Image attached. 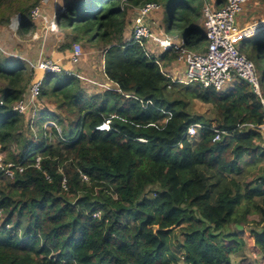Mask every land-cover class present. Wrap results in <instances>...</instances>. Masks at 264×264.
Returning a JSON list of instances; mask_svg holds the SVG:
<instances>
[{
    "label": "trees",
    "instance_id": "16d2710c",
    "mask_svg": "<svg viewBox=\"0 0 264 264\" xmlns=\"http://www.w3.org/2000/svg\"><path fill=\"white\" fill-rule=\"evenodd\" d=\"M11 1L0 0V23L19 11L18 33L33 35L40 0L5 17ZM149 2L169 8V36L207 50L204 0H64L61 50L99 49L111 87L90 91L74 73H45L31 111L36 132L13 108L36 70L0 50L1 151L24 166L12 178L0 173V264H234L246 240L233 226L248 223L264 254V105L245 80L224 91L173 80L164 68L177 52L129 42L127 17ZM253 45L264 67V30ZM260 82L264 89V75ZM197 100L215 116L193 112ZM107 120L110 129L97 130ZM215 129L229 134L214 141Z\"/></svg>",
    "mask_w": 264,
    "mask_h": 264
},
{
    "label": "built area",
    "instance_id": "2783aa9c",
    "mask_svg": "<svg viewBox=\"0 0 264 264\" xmlns=\"http://www.w3.org/2000/svg\"><path fill=\"white\" fill-rule=\"evenodd\" d=\"M55 0H40V2L32 10V18L37 24L44 23L46 31L54 30L56 23L50 22V15L45 9ZM204 22L208 38V47L204 52H197L184 47L182 41L169 36L167 33H157L153 30L149 19L155 11L161 10V5L156 2L146 3L142 8L135 12L133 17V32L128 38L129 42H153L158 45L162 51H175L179 54L178 63H184L186 66L184 79L179 82L196 83L201 87H214L219 91L226 90L228 84H235L238 80H245L256 92L260 101L264 105V92L261 89L260 77L253 61L248 56L237 48V41L246 40L256 36L264 30V17L255 21H250L244 25H239L237 19L239 15L245 11L249 0H225L221 7H216L211 0H204ZM20 19H18L19 21ZM19 24V22H18ZM17 24V27H18ZM16 27V29H17ZM38 29L34 36L38 35ZM37 37V36H36ZM35 38V37H34ZM83 55L81 45L75 43L69 55L71 64L80 62ZM33 66V69L42 70L45 73L51 72H67L68 71L60 62L51 58L38 60ZM42 83V78L36 79L30 84L29 90L25 97L14 104V110L19 113L27 112L30 105L37 98ZM2 104L3 101H0ZM240 128L249 126L255 127L252 124L240 125ZM110 120L98 125L97 130H109ZM200 124H193L188 129L187 136H198ZM263 127V126H262ZM229 134L225 130L215 129L214 141L221 140L224 135ZM41 157L37 158L36 166L40 167ZM4 170L7 177L12 178L16 170L23 172L22 164L16 165L13 162H7L4 167L0 168V173ZM86 179L87 176L83 175ZM66 188V179L64 180Z\"/></svg>",
    "mask_w": 264,
    "mask_h": 264
},
{
    "label": "rangeland",
    "instance_id": "374dc122",
    "mask_svg": "<svg viewBox=\"0 0 264 264\" xmlns=\"http://www.w3.org/2000/svg\"><path fill=\"white\" fill-rule=\"evenodd\" d=\"M36 0H12L6 8V14L5 17L9 16V12H12L15 7H23L28 8L32 4L35 3ZM215 4V3H214ZM64 0H55L51 5L47 6L45 11L50 15L49 21L53 22L55 21V16L58 10L62 11L64 10ZM166 14V16H165ZM132 16V15H131ZM128 16L126 21V28L128 33L131 32V26L133 24L132 17ZM165 16V17H164ZM1 17V16H0ZM169 8H161L160 12L157 14L151 15L149 22L151 23L153 30H155L157 33H166L168 23H169ZM204 17V14H203ZM264 17V0H251L249 5L246 6V9L244 12H242L239 15V18L237 19L238 24L244 25L245 23H248L250 21H255L257 19H261ZM18 19H20V12L14 11L12 14H10V22L7 25H2L0 23V50L4 51L8 56L13 58H19L25 60L30 68H33L32 65H34L38 60L44 59V58H51L57 62H60V59L62 56H65V59L69 60V55L72 51V48L74 44L72 45V48L69 50H61V47L66 44V42L69 40L63 33V31L54 25L55 29L48 30L44 28L43 22H38L39 29H38V35H27L26 37H22L18 30L16 29L18 22ZM55 23V22H53ZM36 32V30H35ZM35 37V38H34ZM255 37V36H254ZM254 37L248 38L249 44H248V57L251 55V60L253 61L257 73L260 78L264 75V67L260 65L256 58V53L254 51ZM244 40L237 41V48L240 49V46ZM78 44V42H77ZM83 49V55L80 59V62L73 64L70 69H67L71 73H74L78 75V77L82 80L83 83H85L86 87L90 91H101L105 88H110L111 85L108 83L104 73H103V54L99 49H96L95 54L91 53L90 51V45L84 44L83 42H79ZM148 51L151 53H154L155 55H159L162 52V49L154 44L153 42L149 41L145 43ZM95 49V48H94ZM66 52V53H65ZM63 53V54H62ZM68 53V54H67ZM62 55V56H60ZM68 55V57H66ZM172 66L167 68L170 72H173L175 76H172V79H178L182 78L184 79V73L186 70V66L184 63H178L177 61L173 62L171 64ZM171 68H174L173 71ZM183 71V72H182ZM180 75V77H179ZM44 76V71L38 70L35 72L33 80L42 78ZM179 81V80H177ZM33 82V81H32ZM261 83V82H260ZM192 85H196L195 83H192ZM235 85V84H234ZM233 84H228L226 86V89L231 88ZM30 87V86H29ZM262 92H264L263 87L261 86ZM29 90V88H28ZM28 90L26 92H28ZM38 104L37 98L33 101V103L28 108L27 112L23 113L25 116V122L31 124L32 129L34 132L37 131V125L35 122L37 121L38 117L36 114L32 115L31 111L33 108L36 107ZM53 108V107H52ZM191 110L195 113L204 115L208 118H213L215 116V110L209 106L208 104H205L203 101L197 100L194 105L192 106ZM47 125H55L54 121H49L46 123ZM264 128V126L262 127ZM194 145L197 144L199 137L193 136L190 139ZM2 146L0 143V168L4 167L7 161V154L6 152L1 151ZM14 150V149H12ZM262 164H260L257 168V170L250 171L246 173L242 177V179L246 180L248 178H255V174L259 173L261 171L260 167ZM243 180V181H244ZM250 219L253 221H258L259 216L257 214H253L250 216ZM254 223H248L244 224L242 226H233L234 229L237 230L239 234H241L245 240L246 244L243 246V248L234 256V264H264V254H262L259 249L254 245V241L250 236L249 229L253 227ZM183 237L179 236V239L182 240ZM173 239V238H172ZM175 238L173 243L175 244ZM176 245V244H175ZM172 264H178L176 262H172Z\"/></svg>",
    "mask_w": 264,
    "mask_h": 264
},
{
    "label": "crops",
    "instance_id": "0c3cea01",
    "mask_svg": "<svg viewBox=\"0 0 264 264\" xmlns=\"http://www.w3.org/2000/svg\"><path fill=\"white\" fill-rule=\"evenodd\" d=\"M160 12V10L159 11H155L153 14L155 15V14H157V13H159ZM152 14V15H153ZM132 15V16H131ZM129 16H131L132 17V21H133V17L135 16V12H132L131 14H129ZM132 32H133V28H132V26H131V32L130 33H128V31H127V28H126V30H125V35H126V37L128 38V37H130L131 36V34H132ZM90 52L93 54H95V52H96V49H94L93 47H90ZM66 53V52H65ZM63 54V53H62ZM68 54V53H67ZM60 56H62V55H60ZM66 57H68V55L66 56ZM60 63L65 67V68H67V69H70L71 67H72V65L73 64H71L68 60H66L65 59V56H62L61 57V59H60ZM172 65H170L169 66V69H170V67H171ZM173 69L174 68H171V70L173 71ZM164 72L167 74V75H170L171 77L172 76H175V74L173 73V72H170L167 68H164ZM183 72V71H182ZM184 75H185V73H184ZM179 77H180V75H179ZM179 79V78H178Z\"/></svg>",
    "mask_w": 264,
    "mask_h": 264
},
{
    "label": "clouds",
    "instance_id": "9594fccd",
    "mask_svg": "<svg viewBox=\"0 0 264 264\" xmlns=\"http://www.w3.org/2000/svg\"><path fill=\"white\" fill-rule=\"evenodd\" d=\"M162 7V6H161ZM204 22V21H203ZM19 23H20V21H19ZM18 26H19V24H18ZM17 29H18V27H17ZM163 52V51H162ZM103 65H104V62H103ZM173 78V77H172ZM174 80V79H173ZM197 137H199V135L197 136Z\"/></svg>",
    "mask_w": 264,
    "mask_h": 264
},
{
    "label": "water",
    "instance_id": "95a60500",
    "mask_svg": "<svg viewBox=\"0 0 264 264\" xmlns=\"http://www.w3.org/2000/svg\"><path fill=\"white\" fill-rule=\"evenodd\" d=\"M252 91H253V93H255L256 94V92L252 89Z\"/></svg>",
    "mask_w": 264,
    "mask_h": 264
}]
</instances>
